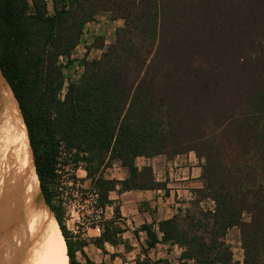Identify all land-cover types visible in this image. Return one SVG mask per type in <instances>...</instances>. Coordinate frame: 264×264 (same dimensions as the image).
Listing matches in <instances>:
<instances>
[{
  "label": "trees",
  "instance_id": "16d2710c",
  "mask_svg": "<svg viewBox=\"0 0 264 264\" xmlns=\"http://www.w3.org/2000/svg\"><path fill=\"white\" fill-rule=\"evenodd\" d=\"M51 3L0 0V70L70 264H84L77 253L86 243L72 240L54 202L60 171L77 181L84 170L104 209L118 189L166 190L151 167L137 166L139 158L190 153L202 163L204 188L194 191L192 210L159 222L157 231L148 224L136 231L147 235L143 251L163 244L182 251L180 264H236L227 237L238 228L243 264H264V0ZM101 16L124 26L64 93L62 58L72 57ZM115 163L127 171L124 181L105 178ZM120 219L117 209L115 220L102 223L98 248L122 243Z\"/></svg>",
  "mask_w": 264,
  "mask_h": 264
},
{
  "label": "crops",
  "instance_id": "0c3cea01",
  "mask_svg": "<svg viewBox=\"0 0 264 264\" xmlns=\"http://www.w3.org/2000/svg\"><path fill=\"white\" fill-rule=\"evenodd\" d=\"M123 26L122 20L113 21L108 16H101L97 21L86 26L80 44L72 57L70 59L62 58V63L67 65L66 70L72 75L74 74L71 76L70 82H78L81 79L85 62L100 59L104 52L102 45L104 48L111 45L117 31ZM97 43H100V46ZM74 77L75 80H73ZM162 157L165 156H158L153 159L139 158L137 162L143 160L144 164L142 167L138 164L137 166L140 169L151 167L156 181L165 184L166 190L120 193L118 189V191L110 194L112 204L103 209V222L115 220L116 210H119L121 219L117 222V226L124 230L121 236L122 243L117 246L106 243L103 249H100L96 246L95 240L100 238L102 233L98 234L91 228L87 231L85 237H75L68 231L74 242L82 241L86 243L83 254L77 253L79 262L84 264L88 261L91 264H141L143 259H146L148 264H154L158 261H167L168 264H173L168 252L172 249L179 251L180 258L182 251L177 246L159 244L155 249L146 253L142 249L146 247V233L141 232L136 236V231L145 224L153 225L154 230L157 231L159 222L172 219L178 214H185L188 210H192L191 204L195 200L194 191L204 188L200 167L202 163L194 153L179 156L173 160L167 158L160 161L156 160ZM77 172H81L83 176L79 177L75 174L76 180L85 186L90 185L91 187V181L87 179V173L82 169ZM105 178L124 181L127 178V171L119 163H115L111 169L105 172ZM136 247H139L144 255L136 258L134 263H130L132 261L129 257L130 252ZM179 258L177 264H180Z\"/></svg>",
  "mask_w": 264,
  "mask_h": 264
},
{
  "label": "bare ground",
  "instance_id": "6f19581e",
  "mask_svg": "<svg viewBox=\"0 0 264 264\" xmlns=\"http://www.w3.org/2000/svg\"><path fill=\"white\" fill-rule=\"evenodd\" d=\"M15 104L0 70V264H70Z\"/></svg>",
  "mask_w": 264,
  "mask_h": 264
},
{
  "label": "built area",
  "instance_id": "2783aa9c",
  "mask_svg": "<svg viewBox=\"0 0 264 264\" xmlns=\"http://www.w3.org/2000/svg\"><path fill=\"white\" fill-rule=\"evenodd\" d=\"M69 185L72 189L75 187L76 191L71 193L64 192L63 188L56 187L55 196L57 205L63 212L66 229L75 237H85L87 231L91 228L98 234L103 233V220L101 217L103 209L99 207V192L97 189L92 186L90 187L89 199L86 201V204H89L90 209L88 212H84V207L80 206L75 201L78 197L79 190L84 188L83 185H81L80 181H75L74 179L69 182ZM58 190L61 192L57 193ZM85 221H87V223H85Z\"/></svg>",
  "mask_w": 264,
  "mask_h": 264
},
{
  "label": "rangeland",
  "instance_id": "374dc122",
  "mask_svg": "<svg viewBox=\"0 0 264 264\" xmlns=\"http://www.w3.org/2000/svg\"><path fill=\"white\" fill-rule=\"evenodd\" d=\"M51 3V0H48ZM51 9H52V4H51ZM98 46H100V43H97ZM74 75V74H73ZM69 71H65V76H66V83L68 84L71 80V76H73ZM73 80H75V77L73 78ZM68 85L65 86L64 88V93L67 89ZM163 158V159H162ZM156 160H165L166 157H162ZM138 166L142 167L144 164L143 160H139L137 162ZM164 164V163H163ZM160 164V165H163ZM68 169H64L63 171L59 172V178L57 181V186L58 188H63L64 192H75L76 188L74 187L73 189L70 187L69 182L72 181L74 179V174L73 173H68L67 172ZM77 176L82 177L83 174L81 172H77L76 173ZM62 184V185H61ZM80 185V184H79ZM81 185H83V189L79 190V194L78 197L75 199L76 203L79 204L80 206L84 207V212H88V210L90 209L89 204H86V201L89 199V189H90V185L85 186L84 184L81 183ZM72 190V191H71ZM61 192L60 190H58L57 193ZM55 204L57 205V201H54ZM204 209H212L213 208V204L210 202H206L203 205ZM196 212V210H195ZM102 217V216H101ZM87 218V216H86ZM89 219V218H88ZM244 220L248 221L249 217L246 215L244 216ZM63 222H64V218H63ZM65 223V222H64ZM85 223H87V221H85ZM227 244L231 246V249L233 251L234 254V259L236 264H243V259H244V253L242 251L241 248V242H240V232L238 228L233 229L228 237H227ZM169 258L172 261L173 264H177L178 263V258H179V251L178 250H169ZM144 255V253L140 250L139 247H136V249H134L133 251L130 252V259H132V261H130V263H134V261L136 260V258H138L139 256L142 257ZM143 259V258H142ZM141 264H148V262L146 261V259H143V262H141Z\"/></svg>",
  "mask_w": 264,
  "mask_h": 264
}]
</instances>
